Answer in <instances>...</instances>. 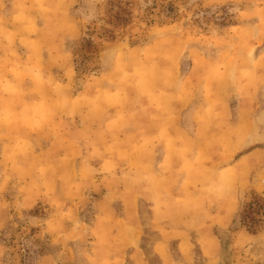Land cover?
I'll use <instances>...</instances> for the list:
<instances>
[{
  "label": "rangeland",
  "instance_id": "obj_1",
  "mask_svg": "<svg viewBox=\"0 0 264 264\" xmlns=\"http://www.w3.org/2000/svg\"><path fill=\"white\" fill-rule=\"evenodd\" d=\"M210 82L230 90L213 119L228 153L263 160L224 196L221 263L264 264V0H2L0 264H159L156 196L135 191L123 148L149 120L126 116L191 129Z\"/></svg>",
  "mask_w": 264,
  "mask_h": 264
},
{
  "label": "crops",
  "instance_id": "obj_2",
  "mask_svg": "<svg viewBox=\"0 0 264 264\" xmlns=\"http://www.w3.org/2000/svg\"><path fill=\"white\" fill-rule=\"evenodd\" d=\"M208 88V104L194 113V128L179 124V115L174 112L169 114L177 120L174 126H167L164 118L152 113L137 112V116L130 113V118L127 113L126 116L133 123L142 118L149 120L134 132V137H129L132 142L123 148L128 150L124 162L133 166L127 173L133 179L142 180L141 185L135 184V191L156 196L149 207V224L145 223L144 228L146 236H155L151 252L159 264H199V259L204 264H222L223 242L215 230H226L232 225V205L224 196L232 195L236 180L244 178L249 168L263 161L253 160L254 152L238 157L228 153L233 146L228 141L230 130L223 123H220L223 128H217L221 126L213 119L219 115L217 103L226 104L230 90L226 83L210 82ZM102 94L103 91L95 95L96 101ZM121 114L123 111L117 109L115 116ZM221 142H224L223 153L216 154ZM141 147L145 150H140ZM160 151L163 154L159 155ZM115 160L119 162V157ZM218 195H223L225 202L220 205L221 210H214ZM140 227L139 222L127 226L133 237ZM172 243L177 246L176 252L171 250Z\"/></svg>",
  "mask_w": 264,
  "mask_h": 264
},
{
  "label": "trees",
  "instance_id": "obj_3",
  "mask_svg": "<svg viewBox=\"0 0 264 264\" xmlns=\"http://www.w3.org/2000/svg\"><path fill=\"white\" fill-rule=\"evenodd\" d=\"M256 206H257V208L259 209V210L257 211V213H262L261 215H263V216H264V210H263V207H262V206H260V204H259V203H256Z\"/></svg>",
  "mask_w": 264,
  "mask_h": 264
}]
</instances>
